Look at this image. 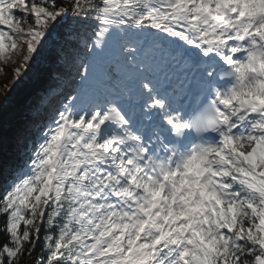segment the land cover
Returning <instances> with one entry per match:
<instances>
[{"label":"snow or ice","instance_id":"snow-or-ice-1","mask_svg":"<svg viewBox=\"0 0 264 264\" xmlns=\"http://www.w3.org/2000/svg\"><path fill=\"white\" fill-rule=\"evenodd\" d=\"M53 38L82 87L0 104V264H264V0H0L7 92Z\"/></svg>","mask_w":264,"mask_h":264},{"label":"trees","instance_id":"trees-1","mask_svg":"<svg viewBox=\"0 0 264 264\" xmlns=\"http://www.w3.org/2000/svg\"><path fill=\"white\" fill-rule=\"evenodd\" d=\"M63 71L64 73H67V75L72 76L73 73L76 71V67L73 66L71 63H68L66 66L63 67ZM11 78L12 73L10 71H7L6 74H0V82L3 84H7ZM29 107L30 105H23L21 114H23L22 112L26 113V110H28Z\"/></svg>","mask_w":264,"mask_h":264}]
</instances>
